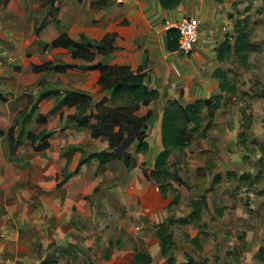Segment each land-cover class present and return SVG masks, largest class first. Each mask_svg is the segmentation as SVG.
<instances>
[{
	"label": "rangeland",
	"instance_id": "rangeland-1",
	"mask_svg": "<svg viewBox=\"0 0 264 264\" xmlns=\"http://www.w3.org/2000/svg\"><path fill=\"white\" fill-rule=\"evenodd\" d=\"M55 1L39 0L36 21L0 20V264H136L134 252L150 258L137 264H168L155 234L161 226L171 236L172 264H264V0H206L218 44L232 45L241 28L252 44L245 62L235 55L218 62L211 52L210 69L224 72L226 90H219L214 71L193 62V50L141 67L140 80L159 95L135 112L142 121L124 150L94 137L93 119L85 127L69 122L77 107L58 105L66 91L89 94L94 103L109 97L85 70L33 71L48 62L87 64L72 59L70 49L50 48L62 29ZM84 25L79 18L67 35L83 42ZM46 91L60 94L37 102ZM216 94L220 108L212 117L204 109L196 130L187 126L186 145L168 154L165 179L154 178L163 109L172 100ZM17 117L19 143L10 149L8 129ZM44 132L49 146L36 151ZM142 134L147 149L139 152ZM99 151L128 155L131 163L91 159L77 167Z\"/></svg>",
	"mask_w": 264,
	"mask_h": 264
},
{
	"label": "trees",
	"instance_id": "trees-1",
	"mask_svg": "<svg viewBox=\"0 0 264 264\" xmlns=\"http://www.w3.org/2000/svg\"><path fill=\"white\" fill-rule=\"evenodd\" d=\"M107 0H92L91 5H101ZM163 9L173 8L178 0H158ZM220 2L222 0H215ZM53 3V2H51ZM53 4H51L52 6ZM114 34L105 35L100 41L94 42L83 37V42L72 40L66 33L58 35L49 44L50 48H62L71 50V58L85 61L87 64L79 66L76 64H52L50 62L42 65H37L35 71L47 72L54 71L63 73L67 70L82 69L90 71H98V85L102 90L110 92L109 97L101 99L99 102H92L89 94L82 92H63L58 102L59 107H77L79 114L71 116L68 121L74 122L79 127H85L90 119L95 121L93 127V136H105L109 139L114 147L123 140V133L129 132L132 128L140 125L142 119H139L135 112L141 107L146 106L150 101L156 99L159 95L155 89H149L140 78L142 77L141 68L132 71L128 66H107L100 62H94L97 55H109L114 49ZM48 46V45H47ZM46 46V47H47ZM252 48L248 36L244 28L236 31V36L232 45L225 40L216 49V58L218 62L229 59L233 55L239 56L242 61L247 59V53ZM166 49L169 52H174L178 49V33L169 29L166 31ZM212 76L219 79V90L224 91L228 86V81L224 72L220 69L214 70ZM60 92L46 91L38 94L37 102L48 95H59ZM221 95L216 94L207 99H196L193 102L182 104L178 100L170 101L163 109L161 117V137L163 150L157 155L152 176L157 180L163 181L167 175L166 160L168 154L173 149L183 148L186 145L185 135L187 134V126L194 125V130L201 124V113L204 109L207 110L209 117L221 106ZM36 105L31 108V112ZM95 109V113L91 110ZM89 111V112H88ZM87 112V113H86ZM146 115L145 118L148 117ZM25 120L28 115H21ZM36 121L44 122V116L37 115ZM19 123V117L14 119L12 126L8 129L9 148L13 149L18 145L19 140L14 136V127ZM1 133V132H0ZM50 134L44 132L39 136L42 139L41 145L36 147V151H43L48 146V136ZM31 139L38 137L29 134ZM143 134L137 139L136 150L144 152L147 149V143L143 138ZM120 158L125 161L126 165L131 163L128 155L114 154L112 151H99L88 155L87 158L78 161V168L91 159L97 160L99 163H106L112 159ZM161 176V178H160ZM164 191V190H163ZM177 197L172 203L176 202ZM196 210L192 211L191 218H196ZM184 221V220H183ZM155 234L159 239L161 254L167 257V263H173L171 254L172 240L166 226L157 227ZM150 258L139 252L133 253L134 263H148Z\"/></svg>",
	"mask_w": 264,
	"mask_h": 264
},
{
	"label": "crops",
	"instance_id": "crops-1",
	"mask_svg": "<svg viewBox=\"0 0 264 264\" xmlns=\"http://www.w3.org/2000/svg\"><path fill=\"white\" fill-rule=\"evenodd\" d=\"M91 1L67 0L64 3L63 0H56L55 7L58 9L57 17L62 26L59 35L68 34L70 25L73 28V24L79 18L84 19L86 29L81 31L90 41L98 42L105 35H115L113 42L115 49L109 55H97L94 62H100L107 66H128L132 71L148 67L153 64V61H157L158 66H162L164 65L163 58L176 53L183 55L178 50L167 51L166 30L163 28V24L176 22L184 16H195L200 20V29L197 43L193 49V62L202 61L203 70H207V72L211 70V73L214 71L215 68L210 69L212 66L210 55L213 50L217 49L222 37L220 34H216L213 26V22H215L212 17L213 13L207 8L209 2L206 0L190 2L179 0L171 9H163L158 0H107L101 5H91ZM40 7L39 0H0V20L4 18L5 22H30L33 19L36 21L40 11L36 9ZM44 13L46 15V10ZM42 19L41 16V21ZM1 34L3 33L0 31ZM73 34L78 33L73 32ZM139 46L143 48L139 49ZM84 73L90 75L95 86L101 89L98 85V71L85 70ZM142 83L149 86L145 81ZM151 84H155V82L151 80Z\"/></svg>",
	"mask_w": 264,
	"mask_h": 264
},
{
	"label": "built area",
	"instance_id": "built-area-1",
	"mask_svg": "<svg viewBox=\"0 0 264 264\" xmlns=\"http://www.w3.org/2000/svg\"><path fill=\"white\" fill-rule=\"evenodd\" d=\"M167 31L173 29L178 33V51L188 55L195 47L200 29V20L195 16H184L176 22L163 24Z\"/></svg>",
	"mask_w": 264,
	"mask_h": 264
},
{
	"label": "water",
	"instance_id": "water-1",
	"mask_svg": "<svg viewBox=\"0 0 264 264\" xmlns=\"http://www.w3.org/2000/svg\"><path fill=\"white\" fill-rule=\"evenodd\" d=\"M34 71H35V67H34ZM138 128H139V125L132 128V130L128 134V138H124L121 141V143H120V149L121 150H124L131 143V141H133V136L136 133V131L138 130ZM143 128H145V125Z\"/></svg>",
	"mask_w": 264,
	"mask_h": 264
}]
</instances>
